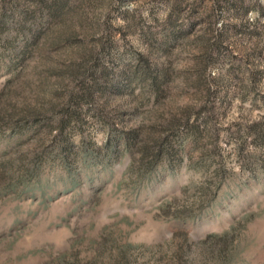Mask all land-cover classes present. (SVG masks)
<instances>
[{
  "label": "rangeland",
  "instance_id": "1",
  "mask_svg": "<svg viewBox=\"0 0 264 264\" xmlns=\"http://www.w3.org/2000/svg\"><path fill=\"white\" fill-rule=\"evenodd\" d=\"M0 264H264V0H0Z\"/></svg>",
  "mask_w": 264,
  "mask_h": 264
}]
</instances>
